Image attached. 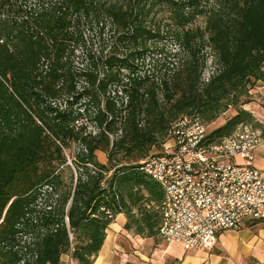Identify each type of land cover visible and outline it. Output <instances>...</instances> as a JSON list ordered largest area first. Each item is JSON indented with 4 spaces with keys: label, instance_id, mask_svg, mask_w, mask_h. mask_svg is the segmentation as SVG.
<instances>
[{
    "label": "trees",
    "instance_id": "16d2710c",
    "mask_svg": "<svg viewBox=\"0 0 264 264\" xmlns=\"http://www.w3.org/2000/svg\"><path fill=\"white\" fill-rule=\"evenodd\" d=\"M157 7L167 22L153 20ZM199 16L204 28L189 27ZM164 37L182 59L164 54ZM257 83L264 0H0V264H61L63 255L94 264L119 214L124 230L156 237L164 195L140 170L148 151H163L182 116L208 125L236 109L210 142L252 124L238 107ZM73 143L68 184L61 169L71 170Z\"/></svg>",
    "mask_w": 264,
    "mask_h": 264
},
{
    "label": "built area",
    "instance_id": "2783aa9c",
    "mask_svg": "<svg viewBox=\"0 0 264 264\" xmlns=\"http://www.w3.org/2000/svg\"><path fill=\"white\" fill-rule=\"evenodd\" d=\"M93 128L88 133L95 135ZM207 129L195 114L180 117L166 132L165 151L140 165L164 195L157 237L188 251L212 249L220 233L237 230L244 221H264V170L251 164L260 133L239 125L230 136L210 142Z\"/></svg>",
    "mask_w": 264,
    "mask_h": 264
},
{
    "label": "crops",
    "instance_id": "0c3cea01",
    "mask_svg": "<svg viewBox=\"0 0 264 264\" xmlns=\"http://www.w3.org/2000/svg\"><path fill=\"white\" fill-rule=\"evenodd\" d=\"M257 91L264 94V84L257 83L251 93ZM254 165L259 170L264 168ZM125 223V216L119 214L108 226L94 264H264V221H244L239 229L220 233L212 249L199 251L166 244L157 236L135 235L124 230ZM61 264L75 263L69 255H63Z\"/></svg>",
    "mask_w": 264,
    "mask_h": 264
},
{
    "label": "rangeland",
    "instance_id": "374dc122",
    "mask_svg": "<svg viewBox=\"0 0 264 264\" xmlns=\"http://www.w3.org/2000/svg\"><path fill=\"white\" fill-rule=\"evenodd\" d=\"M172 1V3H179L183 0H170ZM167 9L165 7H157L155 8L152 13H151V17L153 18L154 21L156 20H161V23H165L168 21L167 18ZM205 24H204V18L203 17H196L193 22L191 23V25H189V27H198V28H204ZM158 45L160 47H162L164 54L166 55H174L175 53H180L179 58H183L184 52L180 51L179 52V48L177 46V44L175 43L174 40H172L170 37L169 38H165L158 43ZM199 55L201 57H203V59H205L206 61V66L205 69L203 71L202 74V78L206 79L207 78V74L208 72H210L211 67H213V64L210 62L211 59L213 58V53L212 51L208 48V47H204ZM77 56L79 59H81V56H79V54L77 53ZM254 89V88H253ZM252 89V90H253ZM249 92L248 97L246 98V100L248 101L245 105H241L238 107V109H243L247 112H249L252 117H253V122L252 124H250L249 126H251L253 129L258 130V132L261 135V148L258 150V152H254V159L252 161V165L255 166L254 164H258V165H262L264 166V94H261L259 91L257 92H253L251 93V91ZM62 103V100H58L56 102V105H59ZM62 105V104H61ZM63 106V105H62ZM236 113V109L234 108H229L226 112H224L222 115H220L215 121L208 123V129L207 131L210 133L211 131L217 129L218 127L222 126L228 119H230L231 117H233ZM85 120V119H84ZM79 123H81V121H79ZM93 125L89 122L86 123V130L85 132H92L93 130ZM171 143H167V145H170ZM161 149L162 146H160L159 148H151L146 157H151L157 154H161ZM79 150V146L75 143L71 144L70 147L68 149L65 150V156L68 160L67 165L70 167V171L68 169H61V172L63 173V177L64 179H66L67 183L69 184L70 180H68V177L71 174H73L74 176V181H75V169L72 167V163H71V159H73ZM163 150L165 151V147L163 148ZM97 160L100 163H105L106 162V156L105 154H102L100 152H97ZM264 170V168L262 169Z\"/></svg>",
    "mask_w": 264,
    "mask_h": 264
}]
</instances>
